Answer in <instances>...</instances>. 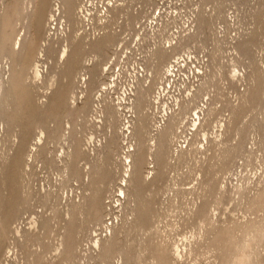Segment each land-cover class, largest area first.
Wrapping results in <instances>:
<instances>
[{
    "label": "rangeland",
    "instance_id": "1",
    "mask_svg": "<svg viewBox=\"0 0 264 264\" xmlns=\"http://www.w3.org/2000/svg\"><path fill=\"white\" fill-rule=\"evenodd\" d=\"M63 2L0 0V264H219L202 207L218 227L264 214L247 201L264 187V0H87L85 10L75 0V21ZM106 34L113 43L97 49ZM186 37L184 48H167ZM63 44L79 53L72 70ZM160 46L165 62L153 52ZM129 49L139 60L125 59ZM176 55H191L188 79L171 70L161 80L158 67H182ZM139 82L151 84L153 103L142 135L132 134ZM252 86L259 99L245 96ZM107 101L117 109L110 123ZM173 114L176 133L158 157L157 130ZM243 137L244 151L218 169L219 155ZM135 152L145 162L133 169Z\"/></svg>",
    "mask_w": 264,
    "mask_h": 264
},
{
    "label": "bare ground",
    "instance_id": "2",
    "mask_svg": "<svg viewBox=\"0 0 264 264\" xmlns=\"http://www.w3.org/2000/svg\"><path fill=\"white\" fill-rule=\"evenodd\" d=\"M79 1V0H78ZM55 2V1H54ZM86 2H87V0H81V5H80V8H83V6H85V4H86ZM56 3V2H55ZM54 3V4H55ZM63 3H65V5L67 6V11H68V13H69V15L72 17L71 19L72 20H76L75 19V11H74V8H75V0H64V2ZM87 4H88V2H87ZM86 4V5H87ZM56 6V5H55ZM54 7V6H53ZM58 7V6H57ZM56 8V7H55ZM59 8V7H58ZM79 8V7H78ZM80 8H79V10H80ZM84 9V8H83ZM83 9H81V10H83ZM85 9H86V7H85ZM84 9V10H85ZM55 10H57V9H55ZM76 10V9H75ZM106 10V9H105ZM53 12L52 13H50V20L49 21H47V23H49L48 25H50L51 23H52V21H51V19L53 20L54 18H55V16L57 15L55 12H54V9L52 10ZM106 11H108L109 12V10L107 9ZM86 13V12H85ZM43 14H45V12H43ZM54 14H56L55 16H54ZM82 14H84V13H82ZM80 15H81V13H80ZM85 15V14H84ZM103 15H107L106 14V12H105V14H103ZM82 16V15H81ZM44 17V16H43ZM53 17V18H52ZM57 17V16H56ZM84 17V16H83ZM106 17V16H105ZM201 19L199 20V27H201V25H203L204 24V20L202 19V17H200ZM49 19V18H48ZM199 19V18H198ZM108 20V19H107ZM55 21H56V18H55ZM198 21V20H197ZM209 23V22H208ZM210 23H212V22H210ZM53 24H56V22L55 23H53ZM52 24V28L54 27V25ZM46 26V25H45ZM51 27V26H50ZM198 27V29L200 30V31H202L201 30V28H199ZM204 27V26H203ZM49 28V27H48ZM3 27L0 25V45H1V47H3L2 45V39H3ZM203 29V28H202ZM76 31V30H75ZM204 31V30H203ZM115 33V32H114ZM195 34V33H194ZM47 35V34H46ZM22 36H23V32L22 31H19L17 34H16V36L14 37V40H12L13 41V45L15 46V44H20L21 43V41H22ZM25 36V35H24ZM189 36V35H188ZM193 36V35H192ZM192 36H190V37H192ZM11 37V36H10ZM72 37V36H71ZM114 35L113 34H106L105 36H102V37H100V39L99 40H97V42L94 44L95 45V47L97 48V49H103L104 47H106V46H108L109 44H111V43H113V40H114ZM189 37V38H190ZM7 38V37H6ZM25 38V37H24ZM181 38H182V36H181ZM195 38V37H194ZM71 39V45L74 43L73 41H74V39H72V38H70ZM4 40H6V39H4ZM3 40V41H4ZM178 40V39H177ZM190 40V39H189ZM7 41V40H6ZM169 41V40H168ZM187 41H188V37H186V38H183V39H181V40H179V42H178V44H176V45H174L173 47H170L171 45H173V44H171L169 47H167V48H172L173 49V52L176 50V49H178L179 47L180 48H184L185 46H187ZM66 42V41H65ZM175 42V41H174ZM172 43V42H171ZM64 46L60 49V58L62 59V61H63V65L65 66V68L66 69H70V70H72V68H73V66H74V61L75 60H77V58L79 57V53H78V51H76V50H72V49H69L68 47L69 46H71V45H65V44H63ZM85 44L82 42V41H80V42H78V46H81L82 48H83V46H84ZM163 45V44H162ZM169 45V44H168ZM86 46V45H85ZM111 46V45H110ZM158 47H159V45H158ZM161 47H163V46H160V48H158L156 51H153V52H155L154 54H155V56H157V57H159V60H161L160 62H162L163 61V59L165 58V57H167V52H168V50H166V46H164V48H161ZM81 48V49H82ZM1 49V48H0ZM3 49V48H2ZM5 50V49H4ZM79 50V49H78ZM172 51V50H171ZM8 52V51H7ZM2 53H4V54H6L5 52H2ZM81 53V52H80ZM167 54V55H166ZM95 55V54H94ZM173 57V56H172ZM94 58V57H93ZM103 58V57H102ZM80 61V60H79ZM78 61V62H79ZM156 61V60H155ZM170 60H168V62H169ZM163 62H165V61H163ZM62 64V63H61ZM76 64V63H75ZM99 64H100V62H99ZM163 64H165V63H163ZM167 64V63H166ZM172 64V63H171ZM180 64V63H179ZM254 64V63H253ZM170 65V64H169ZM251 65H252V63H251ZM156 66V65H155ZM158 66V65H157ZM160 66H163V65H160ZM257 66V65H256ZM152 68H154V67H152ZM155 68H157V67H155ZM164 68V67H163ZM257 68V67H256ZM83 69V68H82ZM162 68H160V67H158L157 69H156V71L159 73V74H162V76H160L161 77V80H164V79H166L167 78V74L168 73H170L171 72V70L172 69H170V66L169 67H167V69H166V71L164 70L163 72L162 71H160ZM262 71L263 73H264V70L263 69H257V71ZM69 71V70H68ZM255 71V70H254ZM259 71V72H260ZM35 74H36V76L40 73V69H39V65L37 64V63H35L34 64V71H33ZM160 72H162V73H160ZM71 74V73H70ZM156 74V73H155ZM259 74H261V75H263L262 73H259ZM40 75V74H39ZM260 75V76H261ZM155 76V75H154ZM158 76V75H157ZM170 76V75H169ZM258 76V75H257ZM256 76V77H257ZM260 76H258V77H260ZM64 77V76H63ZM152 77V76H151ZM262 77V76H261ZM65 78V77H64ZM154 78V77H153ZM263 78V77H262ZM156 79V78H155ZM8 82V84H7V86H6V84H5V100H3V101H7L8 99V95H9V90H10V88L12 87L13 88V80H12V78L11 79H9V80H7ZM168 81V80H167ZM257 81V80H256ZM262 81H264V80H262ZM75 82V81H74ZM257 82H260V81H257ZM71 83V82H70ZM93 84H94V82H92ZM2 84L3 83H1V81H0V88L2 87ZM254 84H255V82H254ZM264 84V83H263ZM83 85V84H82ZM254 86V85H253ZM253 86L252 87H250L248 90H247V92H246V94H245V96H247V97H249V96H251V98L253 97L252 96V94H253V92L254 91H252V88H253ZM256 86H257V84H256ZM258 86L259 87H264V85H259L258 84ZM150 87H151V84H150V86H143L142 84H141V82H139V84H138V86H137V90H135L136 91V96H135V102H134V107H135V111H136V113H137V118H136V124H135V128H133V130L134 131H132L133 133L132 134H138V135H142V134H144V132H148L149 133V129L151 130V128H149V129H147V119L149 118L148 117V112H147V110H148V108L150 107V105H151V103L152 102H149L150 100L147 98V95H148V92H149V90H150ZM255 88V87H254ZM74 89V88H73ZM105 88H103V90H104ZM257 90H258V88H256ZM255 89V90H256ZM102 89L100 88V91H101ZM102 90V91H103ZM106 90V89H105ZM259 90H261V89H259ZM257 92V91H256ZM159 93H160V91H159ZM255 93V92H254ZM259 92H257V93H255L254 95L256 96L255 98H258V96H259V94H258ZM258 94V95H257ZM159 95V94H158ZM157 95V96H158ZM98 97V96H97ZM247 97H246V99H247ZM74 98V97H73ZM245 98V97H244ZM254 98V99H255ZM260 98H261V100H262V102H260V104L261 105H263L264 103V89H262V91H261V95H260ZM111 99V98H110ZM246 99L244 100V102L246 103ZM259 99V98H258ZM64 100V99H63ZM75 100V99H74ZM252 100V99H251ZM73 101V100H72ZM111 101V100H110ZM110 101H107L106 103H105V108H104V111H105V116H106V121H107V123L109 122H112L113 121V119H114V117H115V114L117 113V109H116V107L114 106V104L112 103V102H110ZM148 101V103L146 104V102ZM258 101H260V100H258ZM70 102V101H69ZM105 102V101H104ZM51 103V102H50ZM49 103V104H50ZM71 103V102H70ZM244 103V104H245ZM73 104V103H72ZM153 104V103H152ZM252 104H253V100H252ZM259 104V103H258ZM71 105V104H70ZM147 105H148V107H147ZM254 105L257 107V104L256 103H254ZM248 106V105H247ZM255 106H254V108H255ZM87 107V106H86ZM147 107V108H146ZM183 107H186V106H183ZM249 107H250V105H249ZM252 107V106H251ZM262 107V106H261ZM264 107V106H263ZM132 108V107H131ZM240 108V107H239ZM258 108H259V106H258ZM256 109V108H255ZM260 109H262V108H260ZM183 110H185V108L183 109ZM182 111V110H181ZM263 111V110H262ZM184 112V111H183ZM234 112V111H233ZM135 113V114H136ZM235 114H237V111H235ZM119 115V114H118ZM153 115V114H152ZM180 116V115H179ZM182 116V115H181ZM151 117V116H150ZM149 120V119H148ZM178 120H179V118H178V115L177 114H173V115H171L168 119H167V121H166V123L163 125V126H161L160 128H158L159 129V131L157 130V142H155V143H157V146H154L155 148V150H156V154H157V156L158 157H160V155L162 154V153H164L163 152V147H164V144H165V142L167 141V140H169V138L171 137V136H173V134L174 133H176V124L178 123ZM151 121V120H150ZM118 122V121H117ZM155 123V122H154ZM252 123H254V122H252ZM251 123V124H252ZM119 124V123H118ZM123 125H125V124H123ZM153 125V124H152ZM151 126V125H150ZM149 126V127H150ZM154 126V125H153ZM134 127V126H133ZM248 127V126H247ZM240 130V129H239ZM241 131V130H240ZM242 132V131H241ZM245 133V132H244ZM243 133V134H244ZM175 135V134H174ZM245 135V134H244ZM136 137V136H135ZM147 137H149V136H147ZM245 137V136H244ZM244 137L243 138H239L240 140H238L239 142L236 144V145H230L229 147H227L219 156V160H220V163H219V167H217L218 169H220V170H224L225 171V169H228L229 168V165H230V163L233 161V159H234V157L238 154V153H240V152H243L244 151ZM247 137V136H246ZM172 138V137H171ZM242 139V140H241ZM246 139V138H245ZM144 140V139H143ZM153 141L152 142H154V139H152ZM147 141V140H146ZM173 141V140H172ZM141 143H143V141L141 142ZM166 143H170V141H168V142H166ZM144 144V143H143ZM141 145V144H140ZM156 145V144H155ZM148 147H149V145H148ZM168 147H169V145H168ZM165 148V147H164ZM139 149V148H138ZM142 149V148H141ZM140 149V151H138V152H141L142 150ZM170 149H168V151H169ZM243 150V151H242ZM165 151V150H164ZM162 152V153H161ZM166 152V151H165ZM171 152V151H170ZM129 153V152H128ZM128 153H127V155H128ZM142 153V152H141ZM151 153V150H150V148H149V150H148V155ZM139 154V153H138ZM137 154V152H135V155H134V158H133V169H136V167H138V168H141L140 166H142V164L145 162V158L143 159L142 157L143 156H139ZM147 155V154H146ZM163 155H166V154H163ZM70 156V155H69ZM129 156V155H128ZM157 157V158H158ZM218 159V158H217ZM102 162V161H101ZM148 164V163H147ZM166 164V163H165ZM167 165V164H166ZM165 166V165H164ZM94 167V166H93ZM102 168V167H101ZM132 169V168H131ZM99 170V169H98ZM136 171V170H135ZM217 171H219V170H217ZM130 172V171H129ZM223 172V171H222ZM138 174H140L141 175V173L140 172H137ZM87 174V173H86ZM132 174V173H131ZM130 174V175H131ZM135 174V173H134ZM133 177H135L134 175H133ZM133 177H131V181L133 180L134 181V179H132ZM140 177V176H139ZM139 180V179H138ZM142 180V179H141ZM130 181V182H131ZM132 181V182H133ZM134 185V184H133ZM98 189V188H97ZM96 190H94V192H95ZM239 193V192H238ZM243 193H245V192H243ZM147 194V193H146ZM132 195V194H131ZM246 195V194H245ZM85 197V196H84ZM247 197H248V195H247ZM246 197V198H247ZM50 199V198H49ZM135 199V198H134ZM141 200V199H140ZM247 201L249 202V204L248 203H246V205L248 204V206H250L251 208H253V210L254 209H260V208H263L264 207V187H262V188H260L257 192H256V194L255 195H253V197H251L250 198V200H248L247 199ZM137 202V201H136ZM135 202V203H136ZM141 203V202H140ZM136 205H138V204H136ZM136 205H135V207H136ZM104 206V205H103ZM134 206V205H133ZM143 206V205H142ZM74 207H76V205H74ZM74 207H72V209L74 208ZM79 207V206H78ZM132 207V206H131ZM134 207V208H135ZM205 207V208H204ZM207 206H203L202 207V209L204 208V209H206L205 210V212L203 213V215H202V213H201V215H202V218H203V222L205 223V225L207 226V228H208V230L206 231L207 233L206 234H212L210 237L208 236L207 237V239L209 240V246L210 247H212L213 249H215V251L217 252L219 249H221L222 250V252H220L219 253V251H218V253L220 254H218V256H220V259H219V261L220 262H218L219 264H224V263H226L227 261L229 262L230 260V264H238V261H239V258L241 257V255L243 254V255H246V256H248L249 257V259L247 260V262H246V264H264V262H263V260L261 259L262 257H260V253H262L261 255H264L263 253H264V224H262L263 222H264V219H262V218H264V214L262 215V217L260 218L261 220L260 221H254V219H248V221H246V222H244L243 224H241V223H230V224H232V225H230V224H228V225H221L222 227H220V225H219V227H218V225H216V224H214L213 222V226H211V220H210V218H209V216H208V210H207V208H206ZM249 207V208H250ZM83 208V207H82ZM94 208V207H93ZM101 208V207H100ZM140 208V207H139ZM248 208V207H247ZM250 208V209H251ZM95 209V208H94ZM137 209H138V207H137ZM145 209V206H144V208H143V210ZM201 208L199 209L200 211L202 210ZM74 210H76V208L74 209ZM73 210V211H74ZM132 210V209H131ZM134 210V209H133ZM142 211V210H141ZM143 212V211H142ZM149 212H151V211H149ZM201 212H203V210L201 211ZM135 213V212H134ZM94 215V214H93ZM134 215V214H133ZM136 215V214H135ZM81 216V215H80ZM152 216V215H151ZM89 219V218H88ZM139 219V218H138ZM256 219H258V218H256ZM255 219V220H256ZM132 221V220H131ZM149 221V220H148ZM99 223V222H98ZM136 223V222H135ZM151 223V222H150ZM225 223H227L226 221H225ZM124 224V223H123ZM129 224H131V223H129ZM241 224V225H240ZM217 227H216V226ZM132 226H134V225H132ZM82 227V226H81ZM134 227H136V229H137V227L138 226H134ZM150 227H152V226H150ZM149 227V228H150ZM130 229H131V226L129 227ZM130 229H128V231H130ZM135 228H133L132 230H134ZM237 229V230H236ZM149 230V229H148ZM205 230H206V228H205ZM238 230L239 231H241V232H239V233H237L238 232ZM256 231H260V234L258 235V236H256L255 234H256ZM125 232H126V230H125ZM137 232V231H136ZM5 233V232H4ZM131 234V233H130ZM126 235V234H125ZM128 235H129V233H128ZM225 235V237L223 238V236ZM79 236V235H78ZM115 237V236H114ZM124 237H126V236H124ZM143 241V240H142ZM144 242H145V240H144ZM144 242H142L143 244H145L144 245V247H141L142 249H143V251H140V247H139V251L142 253V254H144V252H146L145 250H147L146 249V244L147 243H144ZM149 242H151V241H149ZM61 243V242H60ZM62 244V243H61ZM148 244H150V243H148ZM117 245V244H116ZM127 245V244H126ZM139 245V244H138ZM150 245H152V243L150 244ZM61 246V245H60ZM75 246V245H74ZM110 246H111V244H110ZM131 246V245H130ZM140 246V245H139ZM141 246H142V244H141ZM148 246V245H147ZM112 247V246H111ZM260 247V248H259ZM262 247V248H261ZM145 248V249H144ZM148 248V247H147ZM157 248V247H156ZM159 248V247H158ZM258 248L259 249H261V251H263V252H259L258 251ZM151 251H153L152 250V248H149ZM245 249H247V250H245ZM115 250V249H114ZM209 250V249H208ZM220 250V251H221ZM56 251V250H55ZM59 251V250H58ZM110 251V250H109ZM136 251V250H135ZM66 252V251H65ZM74 252V251H73ZM123 252V251H122ZM147 252H148V250H147ZM59 253V252H58ZM57 253V254H58ZM110 253V252H109ZM108 252H107V254H109ZM120 253V252H119ZM141 253H139V254H141ZM150 253H152V252H150ZM160 253V252H159ZM223 253V254H222ZM67 254V253H66ZM111 254V253H110ZM109 254V255H110ZM115 254V253H114ZM117 254H118V252H117ZM126 254H127V256H129L128 255V252H126ZM61 255V254H60ZM68 255V254H67ZM161 255V254H160ZM59 256V255H58ZM114 256V255H113ZM136 256H137V254H136ZM141 256V255H140ZM150 256H152V254H150ZM162 256V255H161ZM106 257H108V255L106 256ZM110 257V256H109ZM47 258V257H46ZM55 258V257H54ZM58 258V257H57ZM141 258V257H140ZM140 258H138V259H140ZM51 259V258H50ZM107 259V258H106ZM154 259V258H153ZM53 260H55V259H53ZM137 261V260H136ZM139 261V260H138ZM141 261V260H140ZM154 261H156L155 259H154ZM153 261V262H154ZM53 262V261H52ZM227 262V263H228ZM63 263H64V260H63ZM126 264V263H125ZM127 264H128V262H127Z\"/></svg>",
    "mask_w": 264,
    "mask_h": 264
},
{
    "label": "built area",
    "instance_id": "3",
    "mask_svg": "<svg viewBox=\"0 0 264 264\" xmlns=\"http://www.w3.org/2000/svg\"><path fill=\"white\" fill-rule=\"evenodd\" d=\"M128 52H131V53H133V51L131 50V49H129L128 50ZM123 53L125 54V59H128L129 57H131V58H135V59H138L139 58V56H136V54L135 53H133L132 55H129L128 53H127V51H123ZM137 57V58H136ZM190 58H191V55H190V57L189 58H187V59H185V62H182L183 60L182 59H184L182 56H179V55H176L172 60V62H174V61H176V60H180V66H182V67H180L179 69H178V67L179 66H177V65H173V64H171L170 65V69H172V71L173 72H176L173 76H174V79H176L179 75H183L185 78H187L188 79V75L186 74L185 75V71H184V67L183 66H185L187 63H188V61L190 60ZM125 59H123V61L125 60ZM139 60V59H138ZM110 68H113V66H112V63H111V65H110ZM117 68V69H116ZM114 72H118V71H120L121 70V68L120 69H118V65L117 66H114ZM165 86H166V84H165ZM168 88H170L169 90H172L173 89V82L171 83V84H169V83H167V87L165 88L164 87V89H160V90H163L164 92H161V93H165V92H168L169 90H168ZM172 102V101H171ZM173 104V102L171 103V105Z\"/></svg>",
    "mask_w": 264,
    "mask_h": 264
},
{
    "label": "clouds",
    "instance_id": "4",
    "mask_svg": "<svg viewBox=\"0 0 264 264\" xmlns=\"http://www.w3.org/2000/svg\"><path fill=\"white\" fill-rule=\"evenodd\" d=\"M248 259H249L248 256L242 254L241 257L239 258L238 264H246Z\"/></svg>",
    "mask_w": 264,
    "mask_h": 264
},
{
    "label": "snow or ice",
    "instance_id": "5",
    "mask_svg": "<svg viewBox=\"0 0 264 264\" xmlns=\"http://www.w3.org/2000/svg\"><path fill=\"white\" fill-rule=\"evenodd\" d=\"M106 70V69H105ZM201 146H203V145H201ZM121 195H123V193H121Z\"/></svg>",
    "mask_w": 264,
    "mask_h": 264
}]
</instances>
